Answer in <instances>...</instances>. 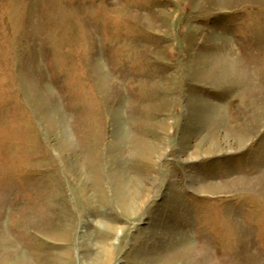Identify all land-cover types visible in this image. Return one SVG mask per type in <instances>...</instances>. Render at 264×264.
I'll return each instance as SVG.
<instances>
[{"label": "rangeland", "instance_id": "1", "mask_svg": "<svg viewBox=\"0 0 264 264\" xmlns=\"http://www.w3.org/2000/svg\"><path fill=\"white\" fill-rule=\"evenodd\" d=\"M0 264H264V0H0Z\"/></svg>", "mask_w": 264, "mask_h": 264}, {"label": "bare ground", "instance_id": "2", "mask_svg": "<svg viewBox=\"0 0 264 264\" xmlns=\"http://www.w3.org/2000/svg\"><path fill=\"white\" fill-rule=\"evenodd\" d=\"M122 187H123V186L121 185V188H122ZM124 188H125V187H124ZM124 188H123V189H124ZM138 194H140V193H138ZM122 196H123V195H122ZM125 197H126V196H125ZM127 197H129V196H127ZM126 200H127V199H126ZM130 200H131V198L127 201V202H128V205H127V207H126L127 209H129V208L131 207V203H132V205H135V204H136V201H137V200H136V201L134 202L133 199H132L131 201H130ZM132 201H133V202H132ZM129 203H130V204H129ZM124 204H125V202H124ZM126 204H127V203H126ZM123 206H124V205H123ZM135 207H136V206H135ZM134 209H135V208H134ZM129 210H130V209H129ZM135 210H136V209H135ZM126 211H127V210H126ZM135 212H136V211H135ZM129 213H131V212H129Z\"/></svg>", "mask_w": 264, "mask_h": 264}]
</instances>
